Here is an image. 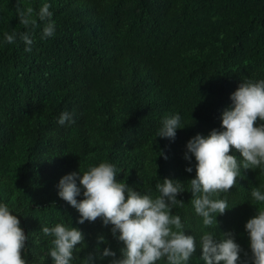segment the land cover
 Returning <instances> with one entry per match:
<instances>
[{"label":"trees","instance_id":"16d2710c","mask_svg":"<svg viewBox=\"0 0 264 264\" xmlns=\"http://www.w3.org/2000/svg\"><path fill=\"white\" fill-rule=\"evenodd\" d=\"M45 3L55 33L42 38L48 21L38 12ZM29 6L34 28L17 14ZM13 32L9 44L5 33ZM25 32L31 51L19 35ZM261 79L264 0H0V203L19 215L28 264H54L53 237L42 228L57 223L83 231L71 264L89 254L94 264H111L113 257L101 258L105 248L121 257L112 225L100 218L79 224L78 210L58 195L63 176L104 161L116 165L117 180L153 198L164 178L181 182L185 191L177 199L184 203L173 214L197 242L188 264H204L205 232L221 239L229 231L244 250L241 264H252L245 225L264 207L251 196L254 187L264 192V171L241 167L236 185L218 197L229 209L206 227L191 203L195 157L189 161L185 153L192 137L220 129L243 81ZM65 111L75 123H58ZM175 114L182 127L175 140L157 137L163 119ZM230 154L243 160L235 149Z\"/></svg>","mask_w":264,"mask_h":264},{"label":"clouds","instance_id":"9594fccd","mask_svg":"<svg viewBox=\"0 0 264 264\" xmlns=\"http://www.w3.org/2000/svg\"><path fill=\"white\" fill-rule=\"evenodd\" d=\"M50 7L45 3L38 12L41 21H48L42 38L55 33ZM33 12L30 6L17 8L20 23L26 28L37 26ZM19 35L27 45L25 51H31L32 35L28 32ZM16 36L15 32L5 33V40L15 43ZM230 98L232 105L223 111L220 129H213L207 136L197 134L186 145L185 159L191 161L194 156L196 161L195 178L190 180L191 203L206 227L218 225L217 216L229 209L226 199L218 197L236 185L241 167L264 171V79L243 81ZM180 121L179 114L165 117L157 137L175 140L177 129L182 128ZM58 123H75L73 113L62 112ZM233 149L241 154L242 161L230 154ZM186 171L191 173L193 168L189 166ZM81 186L83 199H78ZM156 188L160 194L155 198L141 194L125 180H117L116 165L104 161L82 175L72 172L63 176L58 195L78 210L79 224L100 218L105 226L112 225V233L114 236L118 233L123 247L118 259L111 248L104 249L101 258L113 257L111 264H157L160 260L166 264H188L197 249L196 237L186 234L181 217L173 214L174 206H183L184 201L177 196L185 190L180 181L167 177ZM251 196L255 202L264 204L260 188L254 187ZM245 228L250 238L252 264H264V207L247 221ZM42 231L53 237L49 254L54 264H71L74 250L84 245L85 237L78 227L57 223L54 227L44 226ZM104 239L99 237L101 242ZM27 240L19 215L8 204L0 203V264H28L23 257ZM200 246L204 264H241L244 250L231 231L223 233L221 239L205 232ZM83 264H94V256L89 254Z\"/></svg>","mask_w":264,"mask_h":264}]
</instances>
